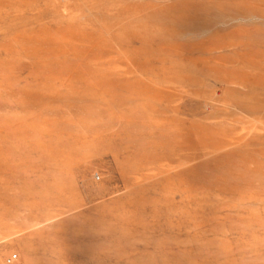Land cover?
I'll use <instances>...</instances> for the list:
<instances>
[{"label":"rangeland","instance_id":"obj_1","mask_svg":"<svg viewBox=\"0 0 264 264\" xmlns=\"http://www.w3.org/2000/svg\"><path fill=\"white\" fill-rule=\"evenodd\" d=\"M264 264V0H0V264Z\"/></svg>","mask_w":264,"mask_h":264},{"label":"built area","instance_id":"obj_2","mask_svg":"<svg viewBox=\"0 0 264 264\" xmlns=\"http://www.w3.org/2000/svg\"><path fill=\"white\" fill-rule=\"evenodd\" d=\"M17 260V255L16 254H11V255H9L8 257H7V263H13V262H15Z\"/></svg>","mask_w":264,"mask_h":264}]
</instances>
